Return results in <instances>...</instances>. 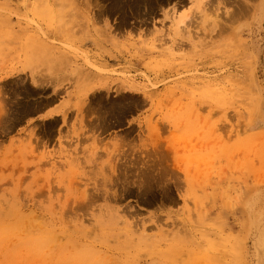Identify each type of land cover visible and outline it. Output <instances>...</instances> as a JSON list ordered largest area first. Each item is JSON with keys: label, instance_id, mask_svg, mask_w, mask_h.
Returning a JSON list of instances; mask_svg holds the SVG:
<instances>
[{"label": "rangeland", "instance_id": "1", "mask_svg": "<svg viewBox=\"0 0 264 264\" xmlns=\"http://www.w3.org/2000/svg\"><path fill=\"white\" fill-rule=\"evenodd\" d=\"M0 264H264V0H0Z\"/></svg>", "mask_w": 264, "mask_h": 264}, {"label": "bare ground", "instance_id": "2", "mask_svg": "<svg viewBox=\"0 0 264 264\" xmlns=\"http://www.w3.org/2000/svg\"><path fill=\"white\" fill-rule=\"evenodd\" d=\"M216 11V10H215ZM217 14H218V12H217ZM218 15H220V14H218ZM222 16V15H221Z\"/></svg>", "mask_w": 264, "mask_h": 264}]
</instances>
